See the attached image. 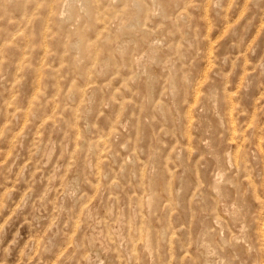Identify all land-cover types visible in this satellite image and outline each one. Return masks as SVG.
<instances>
[{"label":"clouds","instance_id":"obj_1","mask_svg":"<svg viewBox=\"0 0 264 264\" xmlns=\"http://www.w3.org/2000/svg\"><path fill=\"white\" fill-rule=\"evenodd\" d=\"M262 4L0 0V264H264Z\"/></svg>","mask_w":264,"mask_h":264},{"label":"rangeland","instance_id":"obj_2","mask_svg":"<svg viewBox=\"0 0 264 264\" xmlns=\"http://www.w3.org/2000/svg\"><path fill=\"white\" fill-rule=\"evenodd\" d=\"M261 6L264 7V4H262ZM241 11H243V7H241ZM237 16H239V13H237ZM242 24H243V22H242ZM257 33H259L260 36H257ZM219 35H222V33L218 34L216 39L219 38ZM261 36H264V28H261V25L258 23L255 31L253 32V37H255L256 39H260ZM228 43H229L228 39H226L225 41L222 42L224 47H227ZM261 52H264V37H262L261 40L258 41L257 55H260Z\"/></svg>","mask_w":264,"mask_h":264}]
</instances>
